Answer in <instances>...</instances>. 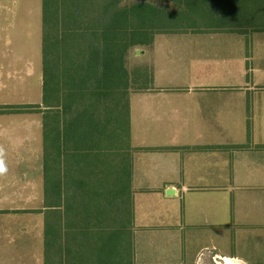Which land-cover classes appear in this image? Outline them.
<instances>
[{"label": "crops", "instance_id": "obj_1", "mask_svg": "<svg viewBox=\"0 0 264 264\" xmlns=\"http://www.w3.org/2000/svg\"><path fill=\"white\" fill-rule=\"evenodd\" d=\"M123 5L149 29L91 82L106 131L80 154L93 185L130 168L133 264H264V0ZM43 25V0H0V264L44 263Z\"/></svg>", "mask_w": 264, "mask_h": 264}, {"label": "trees", "instance_id": "obj_2", "mask_svg": "<svg viewBox=\"0 0 264 264\" xmlns=\"http://www.w3.org/2000/svg\"><path fill=\"white\" fill-rule=\"evenodd\" d=\"M122 1L43 2V11L49 4L56 18L44 30L42 43V92L47 108L43 123V264L134 263L130 168L126 169L127 190L123 181L120 188L114 182L109 184L102 174L96 177L100 185H93L87 170L90 157L80 154L90 145H99L106 131L105 122L96 119V109L101 104L98 95L111 90L92 87L91 82H118L123 73L114 65L121 58L111 55V47L119 48L118 39L123 41L124 51L128 50L135 43L132 36L136 31L146 34L149 29L129 27ZM48 18L43 12L44 27ZM2 108L15 111L0 106V112ZM116 124L111 129L113 136H118ZM67 167L75 172H64ZM100 188L105 192L99 194Z\"/></svg>", "mask_w": 264, "mask_h": 264}, {"label": "rangeland", "instance_id": "obj_3", "mask_svg": "<svg viewBox=\"0 0 264 264\" xmlns=\"http://www.w3.org/2000/svg\"><path fill=\"white\" fill-rule=\"evenodd\" d=\"M43 2L45 3V0H43ZM123 2H124V0L122 1V3ZM45 9H46V11H43V12H46V16H49V18L45 21V27L43 26V32L45 29H47V25H53L52 23H55V21H56V18L52 13V7L49 6V4H48V6H45ZM111 49H115V47H111ZM114 66H115V70H117L118 72L125 73V61L123 60V58H121L118 61V63ZM114 93L115 92H113L112 94H114ZM121 96L124 97L125 95L122 94ZM24 107H26V106H23L22 108H24ZM117 174H119V173L117 172ZM119 176H120L121 180L124 182L123 188L127 190L129 188V185H128L129 179L124 174H119ZM111 179H112L111 181H113L114 177H112ZM5 226H7V224H5ZM211 260L213 261V264H220L219 263L220 261L215 262L213 259H211Z\"/></svg>", "mask_w": 264, "mask_h": 264}, {"label": "bare ground", "instance_id": "obj_4", "mask_svg": "<svg viewBox=\"0 0 264 264\" xmlns=\"http://www.w3.org/2000/svg\"><path fill=\"white\" fill-rule=\"evenodd\" d=\"M220 264H244L242 262H236L230 259H224L222 261L219 262Z\"/></svg>", "mask_w": 264, "mask_h": 264}]
</instances>
